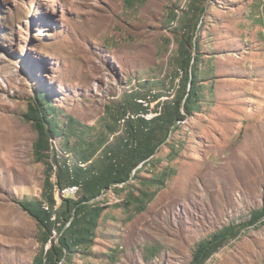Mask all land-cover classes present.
<instances>
[{
    "label": "rangeland",
    "instance_id": "1",
    "mask_svg": "<svg viewBox=\"0 0 264 264\" xmlns=\"http://www.w3.org/2000/svg\"><path fill=\"white\" fill-rule=\"evenodd\" d=\"M187 51L200 55L192 112L147 166L101 193L94 242L67 264H190L209 235L264 209V0H0V264H33L50 244L21 204L45 200L52 160L36 154L25 116L36 96L104 133L99 155L125 130L124 93L139 91L148 112L179 95ZM51 142L63 149L62 135ZM147 189L157 192L138 202ZM205 264H264V223Z\"/></svg>",
    "mask_w": 264,
    "mask_h": 264
},
{
    "label": "trees",
    "instance_id": "2",
    "mask_svg": "<svg viewBox=\"0 0 264 264\" xmlns=\"http://www.w3.org/2000/svg\"><path fill=\"white\" fill-rule=\"evenodd\" d=\"M205 10V7L200 9L201 12ZM196 48H199V42L196 43ZM199 58V54L192 56L187 51V68L184 77L181 76L184 78L182 91L173 99L165 101L161 113L150 119L142 114L147 113L149 108L144 105V99L138 101L140 92L134 90L124 93L122 111L126 115L130 113L135 116L126 119L124 132L115 134L99 155L96 154L109 138H105L106 135L100 132L90 134L92 127L54 104L47 91L39 93L33 103L29 104L25 116L34 122L39 134L35 142L36 154L41 158H52L46 161L48 172L42 192L45 200L34 199L21 203L38 220L43 234L42 243L50 241L49 247L42 250L33 264H63L64 260H67V264L69 256L76 250H84L94 242L99 219L105 210V205L98 198L101 193L116 183L129 181L133 170L142 162L143 166H147V159L166 141L172 131L171 126H175L178 121L185 119L186 114L192 112L193 104L198 99L199 67L196 62ZM59 111L65 113L63 125L62 119L57 118ZM110 128L112 133L116 130L115 125H110ZM60 135L63 149H55L51 139L55 140ZM50 149L53 152L47 153ZM68 152L73 157L68 156ZM92 157L93 161L86 167L79 164V161H87ZM138 171L139 169L136 170ZM53 175L56 176L55 181ZM75 184L80 185L78 197H64L61 191ZM156 192L157 190L147 189L135 199L140 202L143 196L150 198ZM56 193L62 196L59 203ZM143 207L145 203L139 209ZM263 214L264 209L255 210L247 223H230L209 235L196 247L190 264H205L248 224L264 223ZM54 230L59 231L58 240L52 237Z\"/></svg>",
    "mask_w": 264,
    "mask_h": 264
},
{
    "label": "bare ground",
    "instance_id": "3",
    "mask_svg": "<svg viewBox=\"0 0 264 264\" xmlns=\"http://www.w3.org/2000/svg\"><path fill=\"white\" fill-rule=\"evenodd\" d=\"M177 80L179 81L180 80V77L179 78H177ZM146 100V99H145ZM144 104H145V101H144ZM147 105H149L148 103H146ZM159 108V107H158ZM161 109H162V107H160L159 108V110L157 111V112H155V115H158V114H160L161 113ZM147 111V110H146ZM148 113H154V112H148ZM146 118H148V119H150L151 117L150 116H148V114L147 113H142ZM130 116H132V117H134L135 115L134 114H127L125 117H123V119H122V122H125L126 121V119L127 118H129ZM80 164L82 165V166H84L85 165V163H83V162H80ZM55 169H56V166H55ZM79 188H80V186H77L76 188H75V193H77L78 192V190H79ZM61 193H62V195L65 197V196H69V195H71V194H73V189L72 188H70V187H66V188H64L62 191H61ZM60 193V194H61ZM61 198H62V196H61ZM46 208H48V206H46Z\"/></svg>",
    "mask_w": 264,
    "mask_h": 264
},
{
    "label": "built area",
    "instance_id": "4",
    "mask_svg": "<svg viewBox=\"0 0 264 264\" xmlns=\"http://www.w3.org/2000/svg\"><path fill=\"white\" fill-rule=\"evenodd\" d=\"M145 103H147V102H145ZM147 114H148V116H150L151 118H152L153 116H155V112H154V113H147ZM77 186H80V185L75 184V185L68 186V187H70V188L73 189V195H75V188H76Z\"/></svg>",
    "mask_w": 264,
    "mask_h": 264
}]
</instances>
